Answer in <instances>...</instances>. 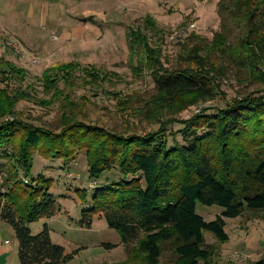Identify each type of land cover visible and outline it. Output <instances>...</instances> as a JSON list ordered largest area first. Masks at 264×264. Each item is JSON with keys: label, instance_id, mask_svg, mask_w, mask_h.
I'll return each mask as SVG.
<instances>
[{"label": "trees", "instance_id": "obj_1", "mask_svg": "<svg viewBox=\"0 0 264 264\" xmlns=\"http://www.w3.org/2000/svg\"><path fill=\"white\" fill-rule=\"evenodd\" d=\"M217 13L220 29L212 41L188 31L183 39H196L194 46L180 55L184 64L172 67L162 63V49L152 47L141 28L128 31L130 47L140 49L138 67H147L154 83L157 100L151 115L159 116L154 105L160 98L171 100L176 110L214 99L215 80L227 77L232 67L237 75L241 67L264 68V0H218ZM148 17L145 25L156 26ZM111 75L77 62L53 65L38 77L43 97H37L26 85L25 68L0 61V222L15 231L19 264H64L79 252L67 253L53 242L47 223L36 234L30 224L62 210L52 190L54 177L43 168L33 172L35 155L61 160L67 168L83 151L88 180L96 182L111 171L119 180L92 183L91 200L87 186L76 188L81 203H88L77 221L81 228L90 229L95 218H104L123 245L138 244L147 264H160L165 243L175 244V264H213L206 233L225 243L226 218H238L245 210L264 214V78L262 86L213 113L204 109L182 121L179 142L165 126L160 132H141L83 120L80 108L88 96L75 101L76 89L106 91ZM23 101L43 107L58 103L57 128L46 126L43 116L36 117L39 125L23 119L18 110ZM197 203L223 210L207 221L197 213ZM112 246L103 243L106 249ZM255 264H264V256Z\"/></svg>", "mask_w": 264, "mask_h": 264}, {"label": "rangeland", "instance_id": "obj_2", "mask_svg": "<svg viewBox=\"0 0 264 264\" xmlns=\"http://www.w3.org/2000/svg\"><path fill=\"white\" fill-rule=\"evenodd\" d=\"M14 0H0V6L6 11L5 17L0 22V61H10L27 71L26 85L32 86V93L37 97H43L41 83L37 81L44 70L53 65L64 62H77L83 66L93 65L94 67L110 71L112 80L102 88H93L83 86L77 88L74 96L75 101L83 95H87V101L80 110L83 120L95 122L110 127L123 129L128 126L141 132H160L165 126L168 133L175 134L176 139L182 142L179 131L183 128L182 121L190 119L206 109L207 114H211L216 109L224 107L227 102H231L236 97L241 96L247 90L260 87L259 80L264 78V68L261 71H245L240 68L241 74L237 75V69L232 67L227 77L219 78L216 81L218 85L217 94L214 99L198 102L187 106L182 110H176L175 106L170 105L171 100L160 98L154 105V108L160 111L159 116L151 115L152 101L157 100L154 92V83L147 67L139 65L141 56L140 49L130 47L128 31L139 29L148 40V43L157 49H162V63L172 67L180 62V55L185 56L188 48L194 46L196 39L185 37L177 44L167 45L166 38L169 34L187 27L188 31H194L192 36H200L206 42L213 39L214 33L220 29V18L217 13L218 0H102L100 2L103 11L99 15L100 19L106 18L112 21V26L96 35V45L83 47L75 43L73 47H56L52 39L55 35L43 30L41 33L45 36L49 47L45 49H36L28 46L24 42V37L16 34L15 26L8 21L7 12L19 10L21 18L30 14L29 7L36 8L37 28L41 27L40 20L43 16L50 19L53 13L58 9V14L64 15L73 1H58L59 5L52 7L53 1L41 0V6L37 5V0H16L15 6H12ZM84 6L94 3L98 5V0H82ZM104 4L106 7L102 6ZM106 9V16L104 10ZM68 15L70 13H67ZM89 17L92 13L87 14ZM155 19L156 26H147L148 16ZM54 22V19H53ZM194 24L192 28L190 25ZM52 25H55L52 23ZM58 23H56V28ZM162 33L157 31H160ZM187 31V32H188ZM189 33V32H188ZM14 38L17 39L23 50L24 55L18 56L5 46V41ZM187 38V39H186ZM188 43V44H186ZM48 49V50H47ZM133 52V53H132ZM36 56L37 63H30L28 57ZM184 64L183 62H180ZM137 68V69H136ZM244 80V81H243ZM129 99L126 100V94ZM116 96H120L117 98ZM122 107V111H120ZM58 103L43 107L31 102L23 101L18 105V110L23 113L22 118L40 124L36 117H44L45 125L56 127V121L59 114ZM120 108V109H119ZM149 111V114L146 113ZM164 111L170 113H165ZM162 115V116H161ZM128 123V124H126ZM169 143L173 144V137L169 136ZM63 161H49L43 159L38 154L35 155L34 174L42 168L54 177L53 192L59 196V204L62 208L51 219H40L30 224L33 233H38L47 223L51 230L53 242L63 246L67 253L79 251L74 259L64 264H147L145 257L138 250V244L125 246L121 242L119 233L109 228L105 219L95 218L92 228H81L77 221L80 219V212L88 203L82 204L80 196L75 191L76 188L85 185L88 197L95 187L106 181H118L115 171L105 173V175L96 182H91L86 175V157L85 152H79L74 161L67 168L62 167ZM45 167H44V166ZM65 167V166H64ZM91 200V198H90ZM223 208L217 205L205 206L197 203L196 211L205 220L211 221L222 213ZM226 232L229 240L225 243L219 242L212 234H205V247L212 253V263L214 264H255L264 256V214L258 211L245 210L243 215L238 218H226ZM0 238L2 242L6 240L10 247L16 245L17 240L15 231L6 223L0 226ZM103 243L114 245L109 249L103 247ZM178 256L175 252L174 243H165L162 249V258L160 264H175ZM204 264V263H200Z\"/></svg>", "mask_w": 264, "mask_h": 264}, {"label": "crops", "instance_id": "obj_3", "mask_svg": "<svg viewBox=\"0 0 264 264\" xmlns=\"http://www.w3.org/2000/svg\"><path fill=\"white\" fill-rule=\"evenodd\" d=\"M15 1H12V6L16 7ZM37 5L40 7L41 0H37ZM58 1H53L52 7L59 5ZM73 1L68 8L72 11H66L70 13L69 15L66 13L64 15L58 14V9L53 12L50 9V12L53 13L52 19H46L45 16L40 20L41 27L37 26V18L34 19V15H36V8L29 7L30 14L24 18L20 17L18 13V9L10 12H7L8 21L13 24L15 27V31L13 33L20 34L24 37V42L28 44V46H32L36 49H45L49 47L48 42L45 36L41 33V28L48 32H51L55 35V39L51 40L56 43V47H65L66 45H70L69 47L77 45H81L85 48L95 46L96 45V35L98 32H105L107 28L112 26V21L110 19H100L99 15L103 11V7L101 6V1L98 0V5L88 4L84 6L82 0H71ZM94 1V0H93ZM103 3V1H102ZM102 6L106 7L104 4ZM107 8V7H106ZM108 9V8H107ZM92 15L89 17L87 14ZM6 11L0 6V22L3 17H5ZM106 9L104 10V16H106ZM54 19V22H53ZM54 23L55 25H52ZM56 23H58V27L56 28ZM48 50V49H47ZM2 222H0L1 226ZM0 264H19L18 259V243L10 247L9 242L6 240L5 242L1 241L0 238Z\"/></svg>", "mask_w": 264, "mask_h": 264}, {"label": "built area", "instance_id": "obj_4", "mask_svg": "<svg viewBox=\"0 0 264 264\" xmlns=\"http://www.w3.org/2000/svg\"><path fill=\"white\" fill-rule=\"evenodd\" d=\"M192 28L195 27L194 24L190 25ZM181 29H179L178 31L171 33L168 35V37L166 38V43L167 45L171 44H177L179 43L183 37L187 34L188 28L186 27H180ZM5 46L10 50L13 51L16 55L21 56L25 54V51L22 48L21 43L14 38H10L8 40L5 41ZM28 61L31 63H37L38 62V58L36 56H30L27 58Z\"/></svg>", "mask_w": 264, "mask_h": 264}]
</instances>
